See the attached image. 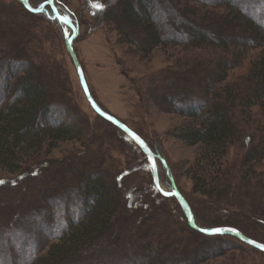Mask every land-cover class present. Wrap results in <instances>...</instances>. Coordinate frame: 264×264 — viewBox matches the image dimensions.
<instances>
[{
    "label": "trees",
    "instance_id": "trees-1",
    "mask_svg": "<svg viewBox=\"0 0 264 264\" xmlns=\"http://www.w3.org/2000/svg\"><path fill=\"white\" fill-rule=\"evenodd\" d=\"M5 1L0 0V13L2 9H14L17 5L23 12L22 18L35 21L44 15L45 20L48 19L58 27V33L63 39L62 22L46 9L47 6H41L42 0L40 7L35 9L38 11L41 8L40 12L32 11L28 7V1L34 4L37 0H13L12 3ZM84 1L97 16L114 24L117 33L128 42H139L141 55L149 54L152 48L159 45L167 46L173 43L179 46L176 40H167L160 21L155 20L156 8L152 6V0H100V3ZM236 7L234 0L225 1L221 8L227 14L223 12V15L228 17V22L229 18L232 22L245 20L243 28L249 30L252 40L240 41L223 36L210 40L204 32L197 33L190 43L184 44L187 49L183 58L176 59L177 64L188 68L187 71L180 72L168 66L164 70L166 75L159 72L151 82H160L158 77H161L166 85L163 88H175L174 82L180 78L189 79L188 72L198 67L197 73L202 71L205 75L191 83L192 98L178 101L173 96L156 95L151 87L138 93L140 103L144 102V98L145 103L147 100L156 101V98H160L157 100L166 102L167 110L187 120L174 136L188 146L203 147L202 157L208 168L205 175L194 170L193 191L212 200L227 199L236 184L249 186L250 183L247 182H250L251 174L259 180L261 173L257 175L254 168L255 165L264 164V19L251 16L248 10ZM229 10L238 11L230 15ZM5 18L0 17V23H3ZM49 21L47 22L50 23ZM26 24L13 21L15 32L27 36L25 40L17 39L21 45L24 44L23 47L18 50L20 45L15 46L17 41L11 40H5L3 47H0V59L4 55L19 64L16 69L0 70V167L15 175L21 171L23 160L38 159V162L40 157L43 164L41 168L37 166L31 170H22L26 173L23 174L19 188H23L1 187L5 182L0 184V259L4 258L8 251H12V257L20 244L22 246L27 243L32 249L28 253V264H146L150 255L153 256L150 264H207L209 257L223 254L221 247L211 249L210 244L214 241H232L233 238L241 241L231 234L200 233L188 225L186 218L182 222L183 227L178 226L179 231L172 228L166 233L159 247V234L155 232L148 235L151 236L153 247L149 242L136 240L137 231H133L134 225L130 223V218L148 205L154 210V204L157 203L150 200L152 197L140 194V186L149 187L150 196L156 198L174 197L161 196L153 185V178L147 183L143 180L144 176H138L137 180L129 177L138 170L121 168V162L113 158L111 152L116 151L112 150L116 149V146L115 141L109 139L113 136L112 132H102L103 137L94 138V134L89 131L93 126H82L85 125L81 121L84 120L82 117L85 113L78 110L71 101L73 99L69 84L67 85L66 78L60 75L54 59L52 61L51 50L45 48L42 42L39 46L33 43V50L26 49V43L30 40L32 42L33 37L36 42L39 39L34 33L31 36L32 33L28 31L31 26ZM257 48H260V51L247 63L245 72L235 79L228 80L231 70L243 66L248 51ZM203 55L209 58H201ZM53 112L58 116L53 117ZM103 121L107 126L114 128L110 122ZM85 122L87 123V120ZM94 139L100 143L99 148L101 143L107 144L109 150H105L107 156L104 158L106 166L97 167L94 161L89 166V159H86L80 176L70 172L71 162L81 156L77 152L76 155L71 154L63 158L61 168L60 162L51 161V157L47 156L56 148L57 143L68 140L80 142L81 146L86 147L84 151L98 153L97 149L93 148ZM121 148L123 147H120L119 151ZM230 151L233 153L231 156ZM56 165L59 166V174L53 171ZM195 167L197 168V165ZM143 168L147 169L148 173L146 161ZM39 180H43L45 184L35 185ZM67 181L77 188V194L57 189V193L51 196L55 204L45 197L44 187L50 189L54 182L67 186ZM138 181H141V185L132 188ZM134 192L138 194L135 195ZM140 201H144L142 205ZM186 201L200 226H230L245 236L264 243V233L252 234L255 225L246 227L247 225L239 220L240 216L234 217L235 213L223 210L222 214H228L227 218H214V222L209 223L200 218L197 208H193L189 199L186 198ZM58 203L63 209L58 214L59 217L53 220L54 210L51 208L53 204ZM38 214H43L51 221L48 224L37 221ZM183 215L185 217L184 212ZM153 218L157 219L156 216ZM144 230L149 231L148 228ZM196 235L199 239H211L209 246L204 249L196 244L192 239L196 238ZM30 241H33V244H30ZM111 244L112 250L108 249ZM249 247L256 256H261L264 262V252ZM92 249L96 250L86 259ZM104 249L107 250L106 255L96 252Z\"/></svg>",
    "mask_w": 264,
    "mask_h": 264
},
{
    "label": "rangeland",
    "instance_id": "rangeland-1",
    "mask_svg": "<svg viewBox=\"0 0 264 264\" xmlns=\"http://www.w3.org/2000/svg\"><path fill=\"white\" fill-rule=\"evenodd\" d=\"M12 1L13 0H6L5 2L12 3ZM46 1L48 0H42L43 3ZM90 1L97 3L101 2L100 0ZM225 1L230 0H152V6L156 8L155 20L160 21L159 24L167 40L174 39L176 40L175 42H178L177 44L179 46H175L173 43L167 46L159 45L152 48L147 55L140 54L139 42H128L126 38L117 33L114 24L97 16L90 8V5H86V1L53 0V5L62 16L71 21L76 27V35L72 42V48L81 64L86 83L95 102L103 111L120 119L127 127L137 133L144 139L149 147L151 146V150L160 156V158L155 159V162L162 188L165 191H170L172 189L173 180L180 194L185 199L187 198L190 200L193 208H197L196 210L200 218L205 222L213 223L214 218H227L228 214H222V211L229 210L232 214L235 213L234 217L237 218L240 216L239 220L247 225L246 227L251 224L255 225V231L252 232V234L262 235L264 233V164L262 163V166L255 165L254 168L257 175L261 173L259 180L254 177V174H251L249 177L250 182H247L250 183L249 186H246V184L234 185V183H232L234 187L230 190L227 199L212 200L210 197L193 191L194 180L192 179V175L194 174V170L196 169L199 174L205 175V170L208 168L207 164H205L206 161L202 157L204 151L203 147L201 145L188 146L174 136V133L177 132L187 120L167 110L166 107L168 105L166 102L163 103L157 100L160 98H156V101L147 100L145 103L146 99L144 98V102L140 103L138 95V93L140 94L144 89L151 87L156 95L173 96L175 100H181L182 102L186 98L193 97L191 83H194L205 75L202 71L197 73L196 69L198 67L188 72L189 79L180 78L177 82H174L175 88H163L166 85L163 84L164 78L161 77H158L159 81L161 80L160 82L153 84H151V82L159 72H162V75H166L164 70L167 69L168 66L180 72L187 71L188 68L181 64H177L176 59L185 55L187 48H184V44L190 43V40L197 36V33L204 32L210 40H217L219 36H223L226 39L234 38L240 41L252 40L248 32L249 30L243 28L245 20L239 19L232 22L231 18H229L230 21L228 22L226 19L228 17L223 15V12L226 13V11L222 10L221 7L225 4ZM34 2L36 3L33 4L28 1V7L30 9H38L40 7L39 3L41 0ZM234 2L237 5L236 9H246L251 16H260L261 20L264 19V0H234ZM45 6H47L46 9L50 13H53L49 5ZM14 7V9L10 10H7L9 8L2 9L0 13V17H6L3 23H0V47H3L5 40L17 41L15 46L20 45L17 47L18 50L24 46V44L21 45L20 41L17 39L25 40L27 36L24 37L25 35L15 32L13 29V21L17 23L22 22L24 24L27 23L26 25L31 26L28 31L30 34L32 33L31 36L35 34V36L39 38V43L36 42L34 40L35 37H33L34 41L32 40L31 42L30 40V44L26 43L29 45H26V49L33 50V43H37L39 46L42 42L45 48L51 50L52 61L54 59L58 71L61 72L60 75L63 78L65 77L67 85L69 84L73 99L71 101L74 102L78 110L85 113L83 114L84 117H82L84 120L81 119L85 125L82 124V126L88 128V126L92 125L93 128L89 129V131L94 134V138L103 137L104 134H101L102 132H112L113 136L111 135L110 137L112 138L109 137V139L115 141L114 145L116 146V149H112L116 151L111 152L113 158L121 162V168L125 167V169L128 170H138L136 171L137 173L129 176L131 179L137 180L138 176H144L145 178L143 180H146L145 182L148 183L149 180L151 181L153 175L150 164L138 145L115 125L112 124L114 128L110 125L107 126L103 121L105 119L99 116L88 103L82 91L72 60L65 48V32H69L68 26L62 23V39L60 33H58V27L48 19L45 20L43 17L44 15L42 16L43 18L40 17V20L31 21L27 18H22L21 14L23 12L19 10L17 5ZM234 11L237 12L238 10H229L231 13L229 14H236ZM42 34L46 35L43 36ZM197 49H194V51ZM1 50L0 48V51ZM259 51L260 48L250 49L243 66L231 70L228 80L235 79L240 74L244 73L247 63L253 59ZM201 58L208 59L209 56L203 55ZM18 65L17 62L8 59L6 56L4 57V55L0 59V70L2 71H5L7 68L16 69ZM155 81L156 80H154V82ZM164 92L167 93L164 94ZM57 116L56 112H53V117ZM86 120L87 123L85 122ZM81 121H79V123H82ZM96 142L97 140L94 139L95 147L93 146V148L97 149L98 153L91 154L89 150L84 151L86 147H83V145L81 146L80 142L68 140L57 143L56 148L52 149L47 156L51 157V161L60 162L59 166L61 168L62 159L71 154L76 155L77 152V154L81 156L71 162L70 172L80 176V174H82L81 170H84L85 164L83 163L86 162V159H89V166L93 161L97 167H104L105 165L104 158L107 156V152L105 151L108 149L107 144L103 145V143H101L102 145H100L99 148L100 143L97 142L96 144ZM120 147L123 148L119 151ZM138 151H140V153ZM232 154V151H230L229 156ZM37 160H23L21 171L15 175L8 173L5 169L0 167V180L5 182L1 187L13 186L18 187V189L23 188L22 186L19 188L23 174L26 173L22 170H31V168L37 166L41 168L43 160L41 161L40 157L38 162ZM145 161L148 165V173L147 169L145 170V168H143ZM196 165L197 168L195 167ZM59 166L56 165L53 167L55 173L59 170ZM92 167L95 168L94 165H92ZM41 181L42 182L39 180L35 185H44L45 183L43 180ZM140 182L141 181H138L133 184L132 188L135 187V185L140 186ZM65 184L67 186L58 185L57 182H54V188L53 186L50 189L44 187L45 197L51 199L52 203L55 204L51 196L57 193V189L58 191L63 190L67 191V193L77 194V188H75L70 181H67ZM140 189V194L146 197H152L153 199L150 200H155L157 203L154 204V210L151 209V205H148L145 209L143 207L140 212L134 214L133 217L130 218L132 220L130 223L134 225L133 231H137L135 236L137 237L136 240L139 242L143 241L152 244V240L150 239L151 236L148 235L152 232L158 233L160 241L158 240L157 244L159 247L169 230L174 228L176 231H179L178 226H182V222L185 218L183 217L184 209L179 200L174 196H170L174 197L172 199L156 198L150 196L151 194L148 192L149 187L140 186ZM143 202L144 201H140V205H142ZM54 204L53 208H51V210H54L53 220L59 217L58 214L63 209L59 206V203L56 205ZM205 215L210 217L207 218ZM154 216H156L157 219L153 218ZM36 220L44 224H48L51 221L43 214H38ZM184 225L186 224L184 223ZM146 228L151 232L144 230ZM195 237L196 238L192 237V239L204 249L209 246V242H211V239L208 238L199 239L197 235ZM233 239L232 241L231 239L222 241L218 239L216 241L221 242L214 241L210 244L212 245V250L221 247L223 254L222 256L209 257L206 263L264 264L261 256H256L253 249L242 241L235 238ZM29 243L33 244V241ZM153 245L154 244H152V247ZM112 248L111 244L108 249L112 250ZM12 249L13 251L15 250L14 248ZM29 250H32L30 245L23 243L21 246L20 244L15 252L16 254L14 253V255L10 257L13 253L12 251H8V254L5 255L6 257L3 256L4 258L0 259V264H28L30 261V255L28 254ZM95 250L96 249H92L85 258L89 259V256H92ZM96 252L103 255L107 254V250L105 249L101 252H98V250ZM103 257L105 258L106 256ZM151 257L153 256H149V260L146 264L151 263ZM164 258L167 257L164 256Z\"/></svg>",
    "mask_w": 264,
    "mask_h": 264
},
{
    "label": "water",
    "instance_id": "water-1",
    "mask_svg": "<svg viewBox=\"0 0 264 264\" xmlns=\"http://www.w3.org/2000/svg\"><path fill=\"white\" fill-rule=\"evenodd\" d=\"M45 5H49L52 9V12L54 14V17L56 19H58L60 22L64 23L65 25L68 26L69 29V34L67 32H65V48L67 50V52L69 53V56L72 60V63L74 65V68L76 70V73L78 75L79 78V82L82 88V91L88 101V103L90 104V106L92 107V109L102 118H104L105 120H107L108 122H110L111 124L115 125L118 129H120L121 131H123L128 137H130L137 145L138 147L141 149V151L145 154V156L148 159V162L150 164L151 170H152V175H153V183L155 188L157 189V191L165 196V197H170V196H174L176 197L181 206L184 209V214H185V218L186 221L188 223V225L200 232L203 233L205 235H215V234H211L210 232H205L202 231V229H211V228H206V227H202L200 226L196 219L194 218V215L191 211V208L189 206V204L187 203L186 199L180 194V192L177 190L175 183L172 180V189L170 191H165L162 186L160 185L159 182V177H158V171H157V167H156V162L155 159L156 158H160V156L158 154H155L151 148L149 147V145L144 141V139H142L137 133H135L132 129H130L129 127H127L120 119L116 118L115 116L103 111L98 104L95 102V100L93 99L90 91H89V87L86 83V79L84 76V72L83 69L81 67V64L78 60V57L76 55V53L74 52L73 48H72V42L73 39L76 35V27L72 24L71 21H69L67 18H65L64 16H62L60 14V12L58 11V9H56V7H54L53 5V0H48L45 3H43L42 6ZM32 11H36L35 9H31ZM42 9L40 8L38 11L36 12H40ZM212 228H222L225 229V231L219 233V234H231L236 236L238 239H240L242 242L248 244L249 246L254 247L255 249H258L262 252H264V243L254 240L250 237L245 236L244 234H242L240 231H238L236 228L230 227V226H220V227H212ZM228 229H234V231H228Z\"/></svg>",
    "mask_w": 264,
    "mask_h": 264
},
{
    "label": "snow or ice",
    "instance_id": "snow-or-ice-1",
    "mask_svg": "<svg viewBox=\"0 0 264 264\" xmlns=\"http://www.w3.org/2000/svg\"><path fill=\"white\" fill-rule=\"evenodd\" d=\"M94 7H101L100 5H94ZM4 181L0 180V184H3ZM202 231L205 232H210L211 234H219L223 231H225V229L222 228H211V229H202ZM228 231H234V229H228Z\"/></svg>",
    "mask_w": 264,
    "mask_h": 264
},
{
    "label": "bare ground",
    "instance_id": "bare-ground-1",
    "mask_svg": "<svg viewBox=\"0 0 264 264\" xmlns=\"http://www.w3.org/2000/svg\"><path fill=\"white\" fill-rule=\"evenodd\" d=\"M70 32V31H69ZM69 32H68V34H69ZM123 133V132H122ZM212 228V227H211Z\"/></svg>",
    "mask_w": 264,
    "mask_h": 264
}]
</instances>
